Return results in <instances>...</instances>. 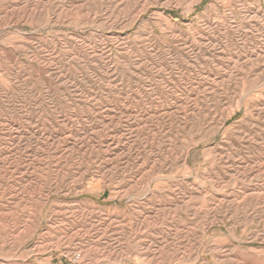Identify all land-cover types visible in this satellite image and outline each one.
Masks as SVG:
<instances>
[{
    "label": "rangeland",
    "instance_id": "374dc122",
    "mask_svg": "<svg viewBox=\"0 0 264 264\" xmlns=\"http://www.w3.org/2000/svg\"><path fill=\"white\" fill-rule=\"evenodd\" d=\"M264 264V0H0V264Z\"/></svg>",
    "mask_w": 264,
    "mask_h": 264
},
{
    "label": "built area",
    "instance_id": "2783aa9c",
    "mask_svg": "<svg viewBox=\"0 0 264 264\" xmlns=\"http://www.w3.org/2000/svg\"><path fill=\"white\" fill-rule=\"evenodd\" d=\"M76 262H77V264H85V263L80 259V256H77Z\"/></svg>",
    "mask_w": 264,
    "mask_h": 264
}]
</instances>
